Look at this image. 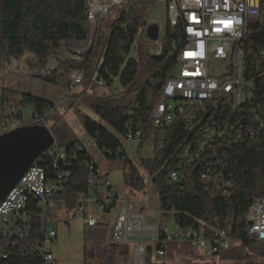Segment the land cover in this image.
I'll return each instance as SVG.
<instances>
[{
    "label": "trees",
    "instance_id": "obj_1",
    "mask_svg": "<svg viewBox=\"0 0 264 264\" xmlns=\"http://www.w3.org/2000/svg\"><path fill=\"white\" fill-rule=\"evenodd\" d=\"M155 4L156 0H125L111 9L101 22L94 50L84 56L82 62L58 60L68 76L74 69L84 70L82 90L71 95L73 103L82 101L83 107L93 112L100 122L94 121L80 107L75 115L105 159L123 161L124 169L129 171L125 182L132 194L145 190L146 178L152 181L158 191L163 219L172 217L182 230L200 227L211 230L219 224L235 244L216 255L232 252L242 256L245 264H264V242L249 237L250 225L246 219L252 202L264 197V125L261 127L260 122L246 117L243 110L264 103V74L252 75L256 80L255 98L240 110H232L222 103L211 109L214 102L209 101L206 105L211 113H204L200 120L185 124L183 118L178 117L168 128L156 129L149 120L163 85L173 73L175 62L168 48L177 36L167 27L162 40L165 51L160 57L153 56L143 44L150 11ZM251 28L256 30L258 26ZM88 37L85 0H0V67L20 61L26 54L34 55L40 65L47 67L49 58L57 55L63 43H83ZM261 43L252 46L253 55L263 47ZM100 76L109 86L106 96H99L100 87L92 83ZM116 79L122 88L119 93L112 89ZM42 81L53 85L64 82L54 76L43 77ZM65 87L69 88V80ZM30 106L32 117L26 121L23 110ZM55 110V104L45 97L11 88L0 90V124L15 120L31 126L46 118L42 126L50 130L60 151L67 155V162H60V168L71 175L63 184L60 203L70 215L88 195V164L94 162L96 170L98 166L67 121ZM214 119L216 135L210 148L199 151L204 129L211 126ZM237 120L243 136L236 144H229L220 138L221 130ZM138 129L142 130L145 141L155 136L152 157L139 158L144 176L126 154L118 157L123 150L121 139ZM185 156L193 160L192 166L184 179L169 184L170 174ZM211 168L214 171H210ZM222 178L231 184L226 196L214 187ZM97 196L101 198L100 194ZM42 228L37 221L31 238L21 245L26 249L34 247L42 236ZM159 228L161 239L165 228L162 225ZM108 255L107 264H114L112 256ZM168 255L167 251V259ZM17 263L39 264L26 260ZM144 264L166 263L157 262L153 249L147 247Z\"/></svg>",
    "mask_w": 264,
    "mask_h": 264
},
{
    "label": "built area",
    "instance_id": "obj_2",
    "mask_svg": "<svg viewBox=\"0 0 264 264\" xmlns=\"http://www.w3.org/2000/svg\"><path fill=\"white\" fill-rule=\"evenodd\" d=\"M91 5V26L93 40L87 48L94 50L101 22L109 11L125 0H86ZM167 7L168 28L177 36L168 50L173 57L175 67L171 77L162 88L161 97L153 110L150 123L156 129L171 126L178 117L185 124L200 120L204 113L219 104L228 105L232 110H240L255 98L256 80L253 74H264V0H156ZM252 25L258 26L253 30ZM144 36H147L145 31ZM262 46L253 55L252 46ZM154 44L153 56L164 54L161 39ZM83 69H74L69 74V95L76 93L84 80ZM92 83L100 88H109L103 77H95ZM213 101L211 109L206 103ZM246 117L264 125V103L247 106L243 109ZM46 119V118H45ZM45 119L34 124L42 125ZM15 120L0 124V137L22 127ZM216 129V120L204 129V136L199 142V151L210 148ZM220 138L236 144L241 140L242 128L239 120L221 130ZM255 130L252 127V137ZM163 133L161 134V137ZM153 144L155 136L145 141L143 132L138 129L122 138L123 146ZM94 146L96 144L94 143ZM83 147V146H82ZM85 148V147H83ZM86 149V148H85ZM99 153V151H98ZM100 154V153H99ZM125 154L120 150L118 156ZM101 155V154H100ZM187 156V155H186ZM184 157L170 174L169 184L180 182L193 164L192 159ZM67 155L60 151L56 141L53 146L39 157L27 171L20 182L0 205V264H18L37 261L39 264H55L52 251L58 234L48 226V220L60 204V192L71 173L60 168V162H67ZM88 195L81 200L78 210L83 212L87 206L92 207L85 220V226L96 227L104 222V215L97 216L94 211L105 214L110 208L120 206L118 217L113 226L105 250L128 245L132 236L150 237L155 244L153 256L157 262L166 259L168 247L175 245L181 249L184 245L192 249L204 250L208 255H216L229 250L235 241L226 230L217 224L215 228H189L182 230L178 226L171 234L164 230L162 238L155 228L147 227L145 219L137 211V204L127 201L129 189L120 197L108 182H104V194L100 192L99 181L103 176L95 169L94 162L88 164ZM210 171H214L211 168ZM128 173V172H127ZM205 177L204 175H201ZM215 190L222 196L228 194L230 181L218 179ZM100 194L101 198L97 195ZM250 225L248 235L264 242V197L255 199L246 216ZM42 224V236L38 243L29 249L21 243L31 238L36 222ZM136 264H143L145 248L134 247Z\"/></svg>",
    "mask_w": 264,
    "mask_h": 264
},
{
    "label": "rangeland",
    "instance_id": "obj_3",
    "mask_svg": "<svg viewBox=\"0 0 264 264\" xmlns=\"http://www.w3.org/2000/svg\"><path fill=\"white\" fill-rule=\"evenodd\" d=\"M147 24V28L150 25L158 26L162 43L168 27L167 7L165 4L156 1V4L150 11ZM147 28L145 31H147ZM86 41L83 43H63L57 55L54 58H49L47 67L40 65L37 58L31 54H26L20 61H13L10 65L0 67V90L11 88L15 91L45 97L50 102H53L57 112L67 121L82 143V146L86 148L87 152L99 166V171L103 175V179L99 181L100 192L104 194V182H108L112 186V189L120 197H123L127 190L125 174H128L129 171L124 169L123 161L119 159L110 161L98 153V148L94 146L93 139L86 134L81 121L75 115V110L80 107L94 121L100 122V119L93 112L84 108L82 101L73 103L74 98L69 95V88L65 87L69 76L61 67V63L58 62V60L62 62H82L84 56L90 53L87 48L85 49L90 42V37ZM142 42L148 50L154 51L155 46L149 43L151 41L147 36L143 35ZM46 76L61 78L64 82H61L59 85L43 82L42 78ZM112 89L115 93H119L122 90L118 79L114 81ZM81 90L82 88H78L76 93L81 92ZM107 90L106 88H100L97 89V93L99 96H106L108 94ZM23 114L26 121L31 120L32 107L25 108ZM20 124L26 126L23 123ZM108 129L113 132L110 128ZM153 147L154 145L148 142L138 145L136 148L133 146H123L127 158L140 170L143 176L145 173L141 168L139 158H151ZM146 182L147 186L143 191L132 194L129 190L127 201L137 204L136 211L144 217L147 227L155 228L156 233L159 234V227L162 225L169 233L173 234L177 227L174 219L172 217L163 219L158 191L150 179L146 178ZM91 209H93V206L85 208V216L78 209L67 215V210L60 203L49 218L48 226L54 228L58 234L57 240L52 247L55 264H107L108 254L112 256L114 264H136L133 253L134 247H151L155 252L156 246L150 237L141 236L140 238L135 235L130 238L128 245L116 246L106 252L105 244L110 238L120 211V206L117 205L109 213L105 214L94 211V214L97 216L104 215V222L93 228L85 226L86 217L91 213ZM174 247L176 246L170 245L168 247L169 258L164 260L166 264H245L242 256H235L232 252L210 256L204 250L192 249L186 245L181 249ZM247 253L252 254L250 250Z\"/></svg>",
    "mask_w": 264,
    "mask_h": 264
},
{
    "label": "water",
    "instance_id": "obj_4",
    "mask_svg": "<svg viewBox=\"0 0 264 264\" xmlns=\"http://www.w3.org/2000/svg\"><path fill=\"white\" fill-rule=\"evenodd\" d=\"M146 33L151 42L159 41L157 25L148 26ZM54 142L42 125L22 126L0 137V205Z\"/></svg>",
    "mask_w": 264,
    "mask_h": 264
},
{
    "label": "bare ground",
    "instance_id": "obj_5",
    "mask_svg": "<svg viewBox=\"0 0 264 264\" xmlns=\"http://www.w3.org/2000/svg\"><path fill=\"white\" fill-rule=\"evenodd\" d=\"M85 3H86V18H87V22H88V25H89V37H90V42L86 46V47H88V46L91 45V40H93V26H91V5L86 0H85ZM205 129H207V127ZM203 136H204V132H203Z\"/></svg>",
    "mask_w": 264,
    "mask_h": 264
},
{
    "label": "crops",
    "instance_id": "obj_6",
    "mask_svg": "<svg viewBox=\"0 0 264 264\" xmlns=\"http://www.w3.org/2000/svg\"><path fill=\"white\" fill-rule=\"evenodd\" d=\"M97 164V163H96ZM98 166V165H97ZM98 169H99V166H98ZM101 172V171H100ZM102 174V173H101ZM103 176V175H102ZM92 211V210H91Z\"/></svg>",
    "mask_w": 264,
    "mask_h": 264
}]
</instances>
